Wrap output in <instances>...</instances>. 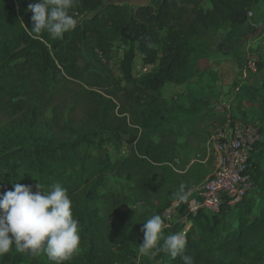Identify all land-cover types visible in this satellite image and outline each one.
I'll return each mask as SVG.
<instances>
[{
    "label": "trees",
    "instance_id": "1",
    "mask_svg": "<svg viewBox=\"0 0 264 264\" xmlns=\"http://www.w3.org/2000/svg\"><path fill=\"white\" fill-rule=\"evenodd\" d=\"M148 1L130 8L77 0L69 11L80 22L62 39H53L46 32L29 35L28 5L37 0H0V117L17 123V131L0 144V194L14 190L16 183L34 192L37 184L45 191L54 183L67 190L81 239L80 251L64 264L135 261L143 223L177 200L180 185H189L186 179L203 160L180 161L182 131L204 119L197 117L199 102L190 100L192 115L171 124L173 107L163 88L202 75L195 65L210 53L215 35L239 30L248 12L264 3ZM118 41L125 51L115 77L108 63ZM135 50L144 64H156L155 70L133 77ZM88 63L97 71L89 72ZM238 92L249 93V88ZM255 128L260 141L247 166L253 187L238 204L222 201L218 213L200 210L191 218L184 255L194 264H264V250L249 257L245 247L254 231L264 230V179L260 182L258 164L264 124ZM121 143L129 146L128 155L112 161L106 146ZM163 235L168 236L165 230ZM157 249L151 253L158 264H183ZM228 256L233 260L226 261ZM0 264L45 263L12 249L0 256Z\"/></svg>",
    "mask_w": 264,
    "mask_h": 264
},
{
    "label": "rangeland",
    "instance_id": "2",
    "mask_svg": "<svg viewBox=\"0 0 264 264\" xmlns=\"http://www.w3.org/2000/svg\"><path fill=\"white\" fill-rule=\"evenodd\" d=\"M109 3L135 8L149 4V1L104 0V5ZM80 20L81 18L77 19L78 23ZM124 51V45L120 41L114 44L108 67L115 77L120 75L118 67ZM249 61L254 63L255 72L248 70L247 63ZM90 65L92 66L90 67ZM148 65L152 64H144L142 55L135 50L131 63V75H136L141 67ZM195 67L196 69L200 67L197 70L202 71L204 75H196L192 85L177 87L174 91L165 92L173 107L172 114L169 115V123L173 124L178 120L189 118L192 114L188 109L194 101L199 102L196 103L198 107L197 117H204L190 129L183 130L182 138L179 139L180 145H183L180 149V161H188L192 157L196 160L203 158V162L200 161L201 165L197 163V166L193 168L186 179L185 183L187 181L189 183L188 186H185L186 191L198 185L210 174L211 164L206 161L207 154L204 146L212 132L222 124L226 114H230L237 123H246L257 128L264 124V117L262 116L264 110V3H259L255 9L251 10V16L243 32L240 29L237 31H219L210 45V53L205 59L199 60ZM88 71L96 72L97 69L94 64L88 63ZM244 73L246 74L245 77L243 76ZM57 86L63 88L64 84L59 82ZM244 87L249 88V93L238 92L239 88ZM227 108L228 110H226ZM45 118L47 120L51 118L49 110L45 112ZM14 125L6 120L2 121L0 117V144L17 131ZM128 149L129 146L125 143L120 145L109 144L106 146V153L114 161L128 155ZM260 153L258 164L263 174L260 177L261 182L264 179V147L261 148ZM255 189H257L256 186ZM125 209V207L122 208V210ZM263 235L264 230L257 229L248 238V244L245 247L247 250L250 248L247 251L249 257H253L264 250ZM12 249H15L14 246ZM136 254L135 261L128 264H139L142 260H152L153 264H158L153 259L152 253L143 255L138 251ZM32 257L45 264H53L43 253ZM225 260L230 262L231 256L226 257Z\"/></svg>",
    "mask_w": 264,
    "mask_h": 264
},
{
    "label": "clouds",
    "instance_id": "3",
    "mask_svg": "<svg viewBox=\"0 0 264 264\" xmlns=\"http://www.w3.org/2000/svg\"><path fill=\"white\" fill-rule=\"evenodd\" d=\"M77 0H37L28 5L32 13L33 27L29 35L48 33L53 39L74 30L77 19L70 9ZM151 47V45H149ZM14 190L0 194V256L7 254L13 246L17 252L31 256L45 254L53 264H64L80 251L79 221L74 218L72 201L67 190L59 183L50 185L47 191L37 184L34 192L31 186L14 184ZM191 190L181 184L176 193L177 200L187 202ZM167 227L161 215L156 214L143 223V241L140 254L149 255L157 249L170 258L180 257L183 264H194L193 258L184 255L186 234L181 231L163 235Z\"/></svg>",
    "mask_w": 264,
    "mask_h": 264
},
{
    "label": "built area",
    "instance_id": "4",
    "mask_svg": "<svg viewBox=\"0 0 264 264\" xmlns=\"http://www.w3.org/2000/svg\"><path fill=\"white\" fill-rule=\"evenodd\" d=\"M250 16L251 11L248 12V18ZM155 68L156 64L141 67L134 76L146 75ZM247 68L255 72L254 63L250 61ZM245 75L244 73L243 76ZM224 118V124L212 132L204 146L206 160L211 164L210 174L190 189L191 195L187 202L175 200L161 213L167 225L163 229L167 235L183 231L187 237L192 228L191 218L198 211L208 215L216 214L222 201L234 206L241 202L253 187L247 166L255 144L260 141L258 130L250 124L232 123L230 114H226ZM180 208H183L182 212L179 211Z\"/></svg>",
    "mask_w": 264,
    "mask_h": 264
},
{
    "label": "crops",
    "instance_id": "5",
    "mask_svg": "<svg viewBox=\"0 0 264 264\" xmlns=\"http://www.w3.org/2000/svg\"><path fill=\"white\" fill-rule=\"evenodd\" d=\"M258 5H256L253 9H255L256 7H257ZM252 9V10H253ZM247 24V23H246ZM245 24V25H246ZM245 25H243L242 27H240V30L243 32L244 31V28H245ZM201 61V60H200ZM198 70L200 69V67L199 68H197ZM200 72H202V71H200ZM192 82H194L193 80L189 83H186L185 85H182V86H186V85H192L191 83ZM177 87H181V86H175V85H171V84H168V85H166L164 88H163V94H164V96H166L165 95V92L166 91H174ZM259 152V150L258 151H256V153H258Z\"/></svg>",
    "mask_w": 264,
    "mask_h": 264
}]
</instances>
